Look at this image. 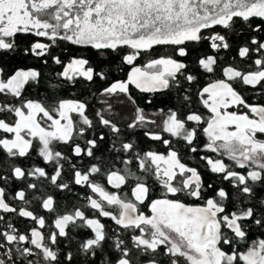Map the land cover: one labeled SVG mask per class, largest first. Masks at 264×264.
<instances>
[{"label": "snow or ice", "instance_id": "snow-or-ice-1", "mask_svg": "<svg viewBox=\"0 0 264 264\" xmlns=\"http://www.w3.org/2000/svg\"><path fill=\"white\" fill-rule=\"evenodd\" d=\"M0 264H264V0H0Z\"/></svg>", "mask_w": 264, "mask_h": 264}]
</instances>
